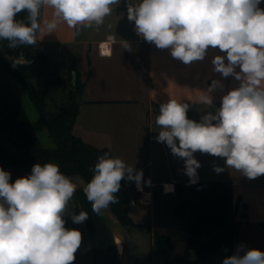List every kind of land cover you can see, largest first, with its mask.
Here are the masks:
<instances>
[{
  "label": "clouds",
  "instance_id": "9594fccd",
  "mask_svg": "<svg viewBox=\"0 0 264 264\" xmlns=\"http://www.w3.org/2000/svg\"><path fill=\"white\" fill-rule=\"evenodd\" d=\"M264 0H140L127 5V18L135 22L138 36L158 49H168L184 64L202 61L208 50L218 49L211 61L213 71L233 77L238 86L222 95L220 106L211 95L224 85L213 80L199 102L209 111L197 122L188 118L192 106L169 99L161 103L155 118L161 128L158 142L183 159L189 183L198 179L201 167L196 152L224 160L228 169L248 179L264 175ZM121 0H0V41L8 47L31 46L37 33H53L63 21L79 36L82 29L99 28ZM51 7L52 19L40 22L41 9ZM23 18H18L20 13ZM103 47V46H102ZM130 50V49H128ZM102 54H107L102 52ZM239 69V70H237ZM90 181L73 180L55 163H36L31 174L10 182L11 174L0 168V264H73L81 247L82 233L65 227V210L77 189L91 203L92 211L103 214L118 204L121 181H134L138 191L143 170L109 153L99 156ZM217 173L224 168L215 167ZM165 192L173 186L164 185ZM131 204L134 206L135 201ZM89 215L73 213L74 224ZM222 264H264V251L238 245Z\"/></svg>",
  "mask_w": 264,
  "mask_h": 264
},
{
  "label": "crops",
  "instance_id": "0c3cea01",
  "mask_svg": "<svg viewBox=\"0 0 264 264\" xmlns=\"http://www.w3.org/2000/svg\"><path fill=\"white\" fill-rule=\"evenodd\" d=\"M139 3L140 0H134V6ZM260 7L264 9V2ZM53 11L48 6L41 9L42 26L44 21L52 19ZM118 15L116 19L112 16L110 19L105 17L104 23L110 20L111 23L125 21L127 8L119 7ZM100 27L82 29L79 36H74V29L61 21L53 33H37V42L42 48L72 47L83 57L77 70L85 88L73 134L90 146L108 150L113 157L121 155L127 164L143 170L144 180L150 178L152 181L151 187L143 185L144 190L151 192L159 200L172 202L176 206V184L189 183V177L184 172L183 159L176 157L178 161L175 167L172 162L167 163L166 157L170 155V149L156 139L161 131L155 122L160 104L169 99L189 103L192 106L187 116L198 122L202 115L214 111L199 102V96L205 94L204 91L213 80H219L224 85L223 91L217 88L211 94L217 108L222 95L237 87L239 82L233 77L224 78L213 71V57L223 55L218 49L210 48L204 60L186 65L173 58L168 49H158L138 36L135 24L131 27V35L123 31L124 26L114 31L98 33ZM109 36H113V41L108 47L105 42ZM101 51L107 54H102ZM194 156L201 164L197 169L196 182H227L233 186L237 204L235 220L240 223L235 250L238 245H242L239 242L242 229L246 237L243 245L264 251V229L260 226L264 222V175L248 179L240 172L228 169L222 158L200 152H196ZM217 166L224 168V171L217 173L214 170ZM167 168L170 169L168 174ZM214 175L219 178L213 179ZM128 182L134 184V181ZM165 184L172 185L173 190L166 193ZM130 210V216L135 223L142 225L141 229L154 224V208ZM132 213L145 220L138 222ZM147 235L149 239L141 232L138 238L142 247H147L146 252L151 256L150 264H165L166 257L154 253L153 234ZM173 239L175 241L174 237ZM186 242L188 248V238Z\"/></svg>",
  "mask_w": 264,
  "mask_h": 264
},
{
  "label": "trees",
  "instance_id": "16d2710c",
  "mask_svg": "<svg viewBox=\"0 0 264 264\" xmlns=\"http://www.w3.org/2000/svg\"><path fill=\"white\" fill-rule=\"evenodd\" d=\"M24 16L25 13L22 18ZM3 43L9 53L14 56L15 49L8 47V41H3ZM12 74L27 91L43 123L47 126L50 136L54 139L56 147L46 148L40 144L24 109L19 103L14 102L8 106V109L6 107L1 110L0 122L5 133L18 147L19 155L11 156L4 152L1 153L0 168L12 174L13 172H29L36 163L41 165L55 163L59 165L63 174L79 173L90 181L93 175L90 169L94 167L98 157L106 152L110 154V152L90 146L73 134L80 103L70 96L68 103L56 115H49L46 92L33 84L31 67L28 64H20L15 61ZM73 85L84 91L85 85L78 71ZM8 122L15 124L16 128L9 130ZM126 184V181H121V189L116 194L119 203L111 204L110 207L128 230V228L142 225L135 223L130 217ZM74 196L81 199L84 212L89 215L86 225L94 256L93 264H121L115 237L104 218L101 214L97 215L92 211L91 203L83 191ZM176 196L178 202L173 208V214L178 218L187 219L189 224V248L182 257L183 262L185 264L212 262L213 255L217 253L223 241L227 243V256L232 255L235 252L236 237L240 225L235 220L237 204L234 200L232 184L203 181L177 183ZM260 226L264 229V222H261ZM147 227L154 237V253L165 256V264H172L170 258L176 250L173 237L159 231L153 232L150 226ZM190 249L197 251L196 260L189 257Z\"/></svg>",
  "mask_w": 264,
  "mask_h": 264
},
{
  "label": "rangeland",
  "instance_id": "374dc122",
  "mask_svg": "<svg viewBox=\"0 0 264 264\" xmlns=\"http://www.w3.org/2000/svg\"><path fill=\"white\" fill-rule=\"evenodd\" d=\"M128 4L134 6V0H121L119 6H112L113 12L108 16V18L110 19L112 16L116 19L118 15V8H127ZM22 15L23 12L18 15V18H22ZM122 15L124 14L122 13ZM111 22L112 20H110L108 23H103L98 33H103L109 30L114 31L115 29H119L120 26H124L123 31L129 32L131 35V27L133 24H135L134 21H129L128 18L125 21L119 20V22L116 23ZM17 49L18 47L14 50L15 54L17 52ZM82 58V55L79 52H75L72 47H53L45 49L42 48L37 42L35 45L24 46L21 50V58L17 59L13 55H11L5 48L3 41H0V113L1 110L5 109L6 107V109H8V106H11V104H14V102L19 103L24 109L40 144L46 148H55L56 143L50 136L49 130L43 123L36 106L29 97L25 88L12 74L14 63L16 61L20 64H28L31 67L33 84L38 89L46 92V105L48 114L56 115L60 111V109L68 103L70 96L79 103L83 98L84 91H82L80 87L76 88L73 85V82L76 78V72L78 71L77 66L79 63H81ZM74 70L76 71L74 72ZM7 99L10 101H8ZM8 126L9 130H13L14 128H16V125L11 122H8ZM3 152L10 154L11 156L19 155L18 147H16V145L13 143L12 138H9L5 133L4 127H2L0 122V154ZM115 153L117 154V152ZM169 153L170 155L168 154L166 157L167 163L170 164L172 162L173 167H175V164L178 160L176 156L171 153V151H169ZM119 158L122 159V156L120 155ZM166 172L167 174L170 173V169L167 168ZM30 174L31 171L19 173L13 172L11 174L10 182H14L17 178L25 177ZM212 178L218 179L219 176L214 175L212 176ZM128 185L131 184L127 181V190ZM130 197H134L136 199L139 197V194L135 192L133 186L128 198ZM153 199V204L149 206L137 205L135 207H132L128 201L129 209L154 208L156 218L154 224H150L149 226L151 227L153 232L159 231L161 233H167L175 238L176 250L171 255V263L185 264L182 257L185 251L189 248H187L186 246L189 227L188 221L187 219L178 218L173 214V208L175 207V205L172 202L159 200L160 198H157L156 196H153ZM81 211H84L81 199L77 196H73L65 210V227L68 229H78L82 233L81 247L75 253L76 259L73 264H93L94 256L90 245L86 221L83 224H74L70 219L71 214H79ZM132 215L138 222L145 220V218H138L133 213ZM147 231L148 227L145 229H141V226L128 228V232L130 234L132 245L134 247L139 264H150L148 260L149 256L146 252L147 247L144 249L138 238V235L141 232H143L148 238L149 235H147V233H151ZM243 231L244 230L241 229L239 234V242L242 245L246 242V237ZM117 249L122 264L121 253L118 245ZM226 256L227 243L223 241L217 253L213 255V260L210 263L222 264V260ZM189 257L192 260H196L198 257L197 251L190 249Z\"/></svg>",
  "mask_w": 264,
  "mask_h": 264
},
{
  "label": "water",
  "instance_id": "95a60500",
  "mask_svg": "<svg viewBox=\"0 0 264 264\" xmlns=\"http://www.w3.org/2000/svg\"><path fill=\"white\" fill-rule=\"evenodd\" d=\"M24 46H19L17 49L16 54L14 55L15 58H21V50ZM66 176L72 177L73 180H82L85 183L88 182V180L79 173H73L68 174ZM82 191L81 189H77V191L74 193L77 194L78 192ZM101 216L106 221L109 229L111 230L112 234L114 235L115 239L118 237L122 243L125 258H126V264H139L134 247L132 245L130 234L127 230V228L122 224V222L119 220V218L116 216L114 211L111 207H109L108 210H104L103 214Z\"/></svg>",
  "mask_w": 264,
  "mask_h": 264
},
{
  "label": "built area",
  "instance_id": "2783aa9c",
  "mask_svg": "<svg viewBox=\"0 0 264 264\" xmlns=\"http://www.w3.org/2000/svg\"><path fill=\"white\" fill-rule=\"evenodd\" d=\"M111 41H113V36H109L108 40L105 42L108 47L111 45ZM101 53H102V51H101ZM131 185H128V190H127V192H129L128 196H130V193L132 191V186H133L135 192H137L139 194V197L137 199L134 198V197H130L129 198V204L132 207H135L137 205L149 206V205L153 204V200H154L153 199V194L151 192L145 191L144 188H143V184H142V188H143L142 192L137 190L135 182H134V184L132 186ZM132 201H135V205L134 206L131 204Z\"/></svg>",
  "mask_w": 264,
  "mask_h": 264
},
{
  "label": "bare ground",
  "instance_id": "6f19581e",
  "mask_svg": "<svg viewBox=\"0 0 264 264\" xmlns=\"http://www.w3.org/2000/svg\"><path fill=\"white\" fill-rule=\"evenodd\" d=\"M116 242H117L118 248H119L120 253H121L122 264H126V258H125L123 246H122V243L118 237L116 238Z\"/></svg>",
  "mask_w": 264,
  "mask_h": 264
}]
</instances>
